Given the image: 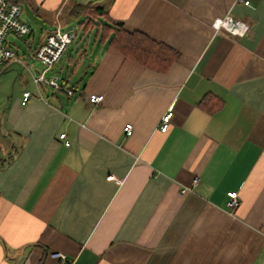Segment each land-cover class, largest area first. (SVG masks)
I'll list each match as a JSON object with an SVG mask.
<instances>
[{
  "label": "crops",
  "instance_id": "crops-1",
  "mask_svg": "<svg viewBox=\"0 0 264 264\" xmlns=\"http://www.w3.org/2000/svg\"><path fill=\"white\" fill-rule=\"evenodd\" d=\"M25 2L73 30L75 4L102 5L180 58L154 70L96 32L79 93H0V264H264V0Z\"/></svg>",
  "mask_w": 264,
  "mask_h": 264
},
{
  "label": "built area",
  "instance_id": "built-area-1",
  "mask_svg": "<svg viewBox=\"0 0 264 264\" xmlns=\"http://www.w3.org/2000/svg\"><path fill=\"white\" fill-rule=\"evenodd\" d=\"M235 1L249 4V0ZM21 15L22 6L20 3L14 0H0V64L13 60L24 64L28 68L32 81L39 90V93L42 92L43 87L47 86L53 90H64L68 95H72L73 90L62 86L59 75L48 76V72L62 59L69 45L76 37L75 31L73 29L66 30L62 25H57L56 29L48 32L35 50V57L43 65V68L39 71H34L28 63H25L20 58L18 50H15L14 47L6 43L7 34L11 31L17 35H26L33 32L31 26L21 18ZM213 25L216 29L225 30L235 36H244L250 30V25L247 22L234 19L230 15L217 17ZM32 96V91H24L23 104L27 103ZM40 97L44 98L41 93ZM89 100L91 103L98 105L103 102L104 95L93 93L89 96ZM172 115V110H168L164 114L160 123L161 131H167ZM124 132L127 136H130L133 133V125L127 123L124 126ZM60 138L64 140L67 146L71 144L65 132L60 134ZM117 181L120 182L119 180ZM228 196V206L232 209L238 207L240 204L238 193L236 191H229ZM60 257L65 258V255L61 254Z\"/></svg>",
  "mask_w": 264,
  "mask_h": 264
},
{
  "label": "rangeland",
  "instance_id": "rangeland-1",
  "mask_svg": "<svg viewBox=\"0 0 264 264\" xmlns=\"http://www.w3.org/2000/svg\"><path fill=\"white\" fill-rule=\"evenodd\" d=\"M21 6V18L31 26L33 32L26 35H17L11 31L7 34L6 43L18 50L20 58L36 71L43 68V65L35 57V50L38 46L37 40L46 29L54 27L56 17L55 14L49 11L33 10L32 4L28 2L23 3ZM73 26L76 37L62 59L48 72V76L59 75L63 87L74 88L75 93H79L85 84L86 74L91 70L90 64L93 63L94 58L79 59L76 53L87 51V54L92 55L96 29H91L85 34L83 28L79 29L76 22L73 23ZM71 55L75 57L73 62L68 61ZM81 78H84V80L81 81ZM28 85L31 87L35 84L24 64L15 60L0 64V93L3 94V97H7L8 101L11 102L17 90L22 91ZM45 89L47 93L51 92L47 86ZM61 97L64 98L63 95Z\"/></svg>",
  "mask_w": 264,
  "mask_h": 264
},
{
  "label": "trees",
  "instance_id": "trees-1",
  "mask_svg": "<svg viewBox=\"0 0 264 264\" xmlns=\"http://www.w3.org/2000/svg\"><path fill=\"white\" fill-rule=\"evenodd\" d=\"M14 1L21 3V0ZM68 17L87 30L95 28L103 42L107 41L110 47L151 69L167 71L180 58V53L165 43L143 32L125 29L123 22L113 19L102 5L75 4ZM213 109L209 108L210 111ZM12 158L10 156V160Z\"/></svg>",
  "mask_w": 264,
  "mask_h": 264
},
{
  "label": "water",
  "instance_id": "water-1",
  "mask_svg": "<svg viewBox=\"0 0 264 264\" xmlns=\"http://www.w3.org/2000/svg\"><path fill=\"white\" fill-rule=\"evenodd\" d=\"M57 28V26H54V28L53 29H56ZM72 28V26L71 25H69L68 27H66L65 29L66 30H70Z\"/></svg>",
  "mask_w": 264,
  "mask_h": 264
},
{
  "label": "bare ground",
  "instance_id": "bare-ground-1",
  "mask_svg": "<svg viewBox=\"0 0 264 264\" xmlns=\"http://www.w3.org/2000/svg\"><path fill=\"white\" fill-rule=\"evenodd\" d=\"M72 29V28H71ZM34 70V69H33ZM40 70V69H39ZM39 70H36V71H39ZM35 71V70H34ZM72 89V88H71ZM73 90V89H72ZM73 93H74V91H73ZM68 95V94H67ZM73 95V94H72ZM69 96H71V95H69Z\"/></svg>",
  "mask_w": 264,
  "mask_h": 264
}]
</instances>
